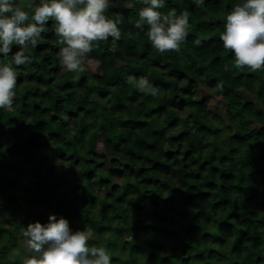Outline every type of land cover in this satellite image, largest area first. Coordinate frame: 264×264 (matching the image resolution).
Instances as JSON below:
<instances>
[{
	"label": "trees",
	"instance_id": "obj_1",
	"mask_svg": "<svg viewBox=\"0 0 264 264\" xmlns=\"http://www.w3.org/2000/svg\"><path fill=\"white\" fill-rule=\"evenodd\" d=\"M242 2L166 0L163 14L189 13L180 52L154 49L135 27L146 5L118 0L105 14H122L121 38L95 44L84 71L60 65L51 20L30 63L14 64L16 45L0 55L17 73L0 109V264L45 211L80 220L112 264H264V70L234 68L220 39Z\"/></svg>",
	"mask_w": 264,
	"mask_h": 264
},
{
	"label": "clouds",
	"instance_id": "obj_2",
	"mask_svg": "<svg viewBox=\"0 0 264 264\" xmlns=\"http://www.w3.org/2000/svg\"><path fill=\"white\" fill-rule=\"evenodd\" d=\"M138 2L146 6L139 10L135 27L143 30L145 24L148 26L145 34L159 53L180 52V45L189 34V13L177 15L172 9L163 14L158 9L165 7L166 0ZM117 3L118 0H40L38 5L29 4L26 11L14 0H0V55L7 58L16 45L14 64L30 63L25 50L37 46L51 20L56 42L62 45L57 54L60 65L69 72L84 71L86 63H91L88 58L95 44L109 38L116 43L121 38L122 14L117 13L115 20L105 14ZM30 13L32 22L27 23ZM225 21L220 39L224 49L234 54L233 67L252 72L264 70V0H243L226 15ZM194 43L199 45L201 41ZM129 83L152 96L159 91L146 77H129ZM16 87V70L0 59V109L13 106ZM217 88L222 89V84ZM93 235L88 228L73 232L66 218L57 219L50 214L47 224L29 223L24 229L23 246L31 255L23 264H112L106 247L89 245Z\"/></svg>",
	"mask_w": 264,
	"mask_h": 264
},
{
	"label": "rangeland",
	"instance_id": "obj_3",
	"mask_svg": "<svg viewBox=\"0 0 264 264\" xmlns=\"http://www.w3.org/2000/svg\"><path fill=\"white\" fill-rule=\"evenodd\" d=\"M215 102H216V100L214 101V98L213 97L210 98V100H209V106L210 107H214L215 106ZM18 196H19L18 202L21 203V204H23V205H26L27 202H28V200H29V198H30V192L19 191L18 192ZM42 220H43V224H47L48 223L47 222V220H48V212L47 211H45L43 213V219ZM5 221H7V222H13V221H10L8 218H6ZM74 221L75 220L72 221V223L74 224L72 226L73 232H75L78 229L79 230H83L84 229V225L80 222V220L76 224L74 223ZM21 242L23 243V240H21ZM18 255L21 256L19 260H18ZM30 255H31V253L28 252L25 247L23 249L19 245L17 247L13 248L11 250V252L9 253V257L15 262V264H23V260L26 257L30 256Z\"/></svg>",
	"mask_w": 264,
	"mask_h": 264
}]
</instances>
